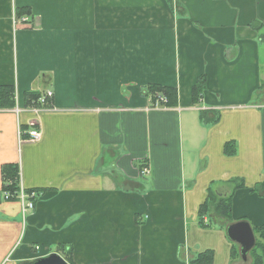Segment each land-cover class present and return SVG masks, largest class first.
Listing matches in <instances>:
<instances>
[{
  "label": "crops",
  "instance_id": "obj_1",
  "mask_svg": "<svg viewBox=\"0 0 264 264\" xmlns=\"http://www.w3.org/2000/svg\"><path fill=\"white\" fill-rule=\"evenodd\" d=\"M21 7L31 27L14 22ZM152 84L177 103L146 96ZM0 86L16 100L0 110V264H190L207 251L253 264L226 230L264 224V0H0ZM31 91L53 93L43 112L23 106ZM8 164L41 192L34 210L3 197ZM210 191L232 194L231 218L208 212L202 227Z\"/></svg>",
  "mask_w": 264,
  "mask_h": 264
},
{
  "label": "trees",
  "instance_id": "obj_2",
  "mask_svg": "<svg viewBox=\"0 0 264 264\" xmlns=\"http://www.w3.org/2000/svg\"><path fill=\"white\" fill-rule=\"evenodd\" d=\"M15 20H20L24 17L32 19L33 13L31 8L21 7L15 9ZM32 20L30 21V23ZM205 77L201 76L193 87V99L198 101L202 97L204 91H206ZM144 93L146 96L150 97L153 101H159V96L163 95L168 100V106H174L177 103V91L175 88L164 87L161 85H148L145 87ZM44 94L41 92H27L24 96L25 106L27 107H37L42 109L49 106L51 98H48L45 103H41L40 99ZM16 105L15 100V90L13 86H0V110L13 109ZM233 142L228 143L227 152L231 155L235 153V146L232 145ZM17 164H8L3 167L2 173L4 177V193H10L11 196L8 200H16V194L20 190V171ZM233 183L235 185L234 191L244 187L243 180L235 179ZM255 190V189H254ZM27 191H37L38 194L41 192L39 190H28ZM232 194L229 196H218L214 192L210 191L207 201L201 205L199 216L200 218L205 216L208 212L214 213L219 217H224L226 219L231 218L232 213ZM202 217V218H203ZM200 219V224H203V219ZM255 234L256 245L250 255L253 258V264H264V224L260 227L252 228ZM66 250V248L64 249ZM70 253V252H69ZM241 257L240 253H237ZM68 256V254H67ZM69 259V256H68ZM213 262V252L207 251L205 253L199 254L195 259H193L190 264H212Z\"/></svg>",
  "mask_w": 264,
  "mask_h": 264
},
{
  "label": "water",
  "instance_id": "obj_3",
  "mask_svg": "<svg viewBox=\"0 0 264 264\" xmlns=\"http://www.w3.org/2000/svg\"><path fill=\"white\" fill-rule=\"evenodd\" d=\"M227 236L228 240L232 241L235 244L240 246V255L241 259L244 263L248 261L249 252L253 250L256 245L255 234L250 226V224L246 221L231 224L227 226ZM29 264H69L63 258L54 253L50 256L35 260V262Z\"/></svg>",
  "mask_w": 264,
  "mask_h": 264
},
{
  "label": "built area",
  "instance_id": "obj_4",
  "mask_svg": "<svg viewBox=\"0 0 264 264\" xmlns=\"http://www.w3.org/2000/svg\"><path fill=\"white\" fill-rule=\"evenodd\" d=\"M15 20V19H14ZM21 24H26V25H29V27H31L30 25V18H22L20 20H18ZM15 23H17V20L14 21ZM53 97V93L52 92H46L44 93V95L42 96V98L40 99L41 103H45L47 101L48 98H52ZM161 101H165V98L164 97H159ZM45 109H34V110H30L29 112H32V113H39V112H43ZM28 137L35 141L41 137V133L40 131H38L37 129H34V130H31V131H28ZM148 174V169L147 168H144L142 170V176H146ZM20 190L19 192L16 194V201H18L21 205H22V208H23V211H29V210H34L33 208H35L36 206V202L37 200L39 199L40 197V194H38L37 191H27V189L23 186V184H21V181H20ZM11 196L10 193H4V196L5 199H9ZM206 222V221H204Z\"/></svg>",
  "mask_w": 264,
  "mask_h": 264
},
{
  "label": "rangeland",
  "instance_id": "obj_5",
  "mask_svg": "<svg viewBox=\"0 0 264 264\" xmlns=\"http://www.w3.org/2000/svg\"><path fill=\"white\" fill-rule=\"evenodd\" d=\"M181 15H182V14H181ZM193 24L196 25V23H193ZM258 95H259V94H257V95L255 96L256 98L258 97L255 101L260 100L261 97H259ZM261 96L263 97V94H261Z\"/></svg>",
  "mask_w": 264,
  "mask_h": 264
}]
</instances>
